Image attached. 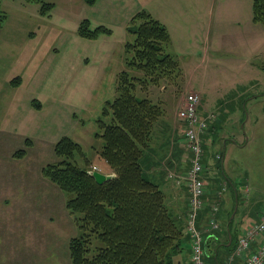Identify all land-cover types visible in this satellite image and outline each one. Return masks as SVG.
Returning a JSON list of instances; mask_svg holds the SVG:
<instances>
[{
  "label": "rangeland",
  "instance_id": "374dc122",
  "mask_svg": "<svg viewBox=\"0 0 264 264\" xmlns=\"http://www.w3.org/2000/svg\"><path fill=\"white\" fill-rule=\"evenodd\" d=\"M43 1L53 4L46 15L37 2L1 4L6 20L0 26V264H69L67 242L79 229L74 214L57 209L66 193L42 167L60 160L54 144L63 135L81 145L82 152L70 159L77 166L90 172L105 164L98 156L103 141L94 135L96 120L117 95L121 71L143 74L127 66L130 53L124 49L134 37L129 20L141 9L166 25L165 52L178 61L158 85L135 89L163 111L142 165L160 167L174 133L170 169L179 177L190 168L177 111L186 94L196 93L200 112L218 117L202 135L204 178L209 185L218 177L234 180L236 210L251 224L258 222L264 210V21H253L251 0ZM84 18L90 28L103 25L108 33L79 35ZM16 76L20 82L12 85ZM19 149L24 153L15 156ZM143 174L150 178L144 169ZM11 186L17 197L22 194L16 203L5 200ZM232 195L223 190L217 212L219 202L225 211L229 196L234 205Z\"/></svg>",
  "mask_w": 264,
  "mask_h": 264
},
{
  "label": "trees",
  "instance_id": "16d2710c",
  "mask_svg": "<svg viewBox=\"0 0 264 264\" xmlns=\"http://www.w3.org/2000/svg\"><path fill=\"white\" fill-rule=\"evenodd\" d=\"M26 1L40 3L39 12L45 15L53 6L43 0ZM84 1L92 3L94 0ZM1 4L2 0L0 26L6 20ZM251 9L253 21L263 22L264 0H252ZM77 28L78 34L84 37H94L109 30L103 25L90 28L87 18L82 19ZM127 30L134 37L124 45L125 52L130 53L126 64L143 74L129 75L127 70L118 74L117 95L102 107L96 120L98 130L94 134L103 141L98 150L99 159L114 175L98 183L88 172V166H77L70 159L75 153L82 152L81 145L66 135L54 144V153L60 160L42 167L44 176L66 193L65 208L74 214L79 229L67 243L69 264H173V258L182 246L184 228L167 208L160 186L143 174L141 163L154 124L163 111L149 97L135 94L137 87L146 90L151 84L158 85L161 78L177 70L178 61L165 52L170 41L168 29L147 10L137 11L130 18ZM19 82V76L10 80L12 85ZM181 125L184 127L183 122ZM23 153L24 150L19 149L14 155ZM223 185V190L228 187L232 196L234 193L238 196L234 180ZM232 210L233 205H230L222 223L226 225L224 239L218 240L219 227L209 234L206 246L214 240V247L228 249L236 240L234 220H229ZM227 231L231 234L229 245H226ZM206 253L208 260L207 248Z\"/></svg>",
  "mask_w": 264,
  "mask_h": 264
},
{
  "label": "built area",
  "instance_id": "2783aa9c",
  "mask_svg": "<svg viewBox=\"0 0 264 264\" xmlns=\"http://www.w3.org/2000/svg\"><path fill=\"white\" fill-rule=\"evenodd\" d=\"M200 98L198 94L189 92L183 99L182 106L177 111L178 118L183 122L182 137L184 145L189 151L188 160L190 168L179 177L170 172L169 176L174 177L177 183L179 178L184 180L188 190L186 213H185V233L190 241V260L192 264H208L206 259L205 240L212 231L218 230L219 225L214 220L215 212L218 210L217 198L222 194L221 190H216L215 200L206 202L204 196L207 191V181L204 178L206 164L203 161L204 151L202 145L205 142L202 135L209 133L210 123L217 119L214 112L203 114L199 110ZM208 205V212L205 215V225L197 227V216L199 212ZM258 242L254 250L250 249L253 242ZM243 257L244 264H264V210L260 220L248 224L243 234L236 240L234 251L227 257L224 264H234V257Z\"/></svg>",
  "mask_w": 264,
  "mask_h": 264
},
{
  "label": "crops",
  "instance_id": "0c3cea01",
  "mask_svg": "<svg viewBox=\"0 0 264 264\" xmlns=\"http://www.w3.org/2000/svg\"><path fill=\"white\" fill-rule=\"evenodd\" d=\"M245 2H246V0H245ZM251 4H252V0H251ZM182 129H183V127L181 125V130ZM173 136H174V133H173ZM173 136L171 138L172 142L170 143L171 144V150H173L172 145L175 144ZM171 150H169L168 158L174 157L176 155V153H174L173 151L171 152ZM168 158L161 161L160 167H153L152 166L153 163H151V164H149V165H151L150 168H147L146 165H144V166L142 165V168L150 176V178H148V179L156 182L158 185L160 184L159 186H160V188L162 186L161 189L163 190V192L165 190L164 194H166V192L168 193V198L165 197V204L167 205V208L171 211V213H173L177 217V219L180 222L181 227L184 228L181 250H180V252H178L174 256L173 264H192V262L190 260V241H189L188 235L185 233V213H186V209H187L186 208V202H187L188 190H187V187L184 185V183L182 186L181 183L176 182L174 177L169 176V173L172 171L170 169V164H169ZM104 165H106V164H104ZM104 165L100 164L101 167H100V170H98V171H100L101 173L111 177L113 175V172L107 166H104ZM4 173H6V172H4ZM154 174H156L157 180L153 179ZM1 178H2V176H0V189H1ZM220 178L219 177L215 178L214 179L215 183L213 185H209V182H207V191H206V202L207 203H210L211 202L210 200H212L215 197L214 192L216 191V189L221 188L224 183L229 181V179L227 181L225 179H222V177H220ZM236 186L238 187V193H239V186L238 185H236ZM211 187H212V189H211ZM226 190H229L228 187H226L225 191ZM6 193L8 194V196L5 198V200L8 201L9 199H11V201H13L14 203H16L20 199V196L22 195L21 194L19 197H17V195H15L16 194L15 189L12 186L10 187V189ZM237 197H238L237 193H234V196H233L234 205H233L232 213H230V215H229V220L231 218H233V220H234L233 225L236 226L235 233L237 234V238H238L239 236H241L243 234V232L247 228L248 224H250L251 218L247 217L248 216L247 214L244 215V213H239L238 210H237L238 213H235L237 207L234 211V206H235V199H236V202H238ZM62 201H63V203L61 205H57L56 207L61 212L63 211V213H65V210H66L65 200H62ZM230 201H231V198L229 196L228 205H226L224 212L221 211V205L219 202V211L217 212V213H219L218 214V217H219V224L218 225L221 229V231L219 232V237H218L219 241H222L225 237V234H226V233L224 234V227L226 225H224L222 223L224 221V218L226 217V214L228 213V207L230 208ZM59 203H61V202H59ZM207 212H208V205L207 206L205 205V207L199 212V214L197 216V227L198 228H202V226L205 225V215ZM228 233L229 232L227 231V238H228ZM237 238H236V240H237ZM236 240H234V242L232 243V245L228 249L226 247H223V246H219V247L215 246L214 247L215 241L210 240L209 245L208 246L205 245V247L207 248V252H208V264H224L227 257L234 251V248L236 246ZM258 242H259L258 240H257V242H253L250 246V249L254 250L257 247ZM230 243H231V239L229 241V238H228L226 245H229ZM244 259H245L244 256L240 257V258L235 256L233 261H234V264H244Z\"/></svg>",
  "mask_w": 264,
  "mask_h": 264
},
{
  "label": "water",
  "instance_id": "95a60500",
  "mask_svg": "<svg viewBox=\"0 0 264 264\" xmlns=\"http://www.w3.org/2000/svg\"><path fill=\"white\" fill-rule=\"evenodd\" d=\"M90 173L94 176L95 180L98 182V183H101L107 179L110 178V176H107L99 171H90ZM237 207V202H236V199H235V206H234V211ZM228 238H229V241L231 239V235L228 233Z\"/></svg>",
  "mask_w": 264,
  "mask_h": 264
},
{
  "label": "bare ground",
  "instance_id": "6f19581e",
  "mask_svg": "<svg viewBox=\"0 0 264 264\" xmlns=\"http://www.w3.org/2000/svg\"><path fill=\"white\" fill-rule=\"evenodd\" d=\"M219 116V115H218ZM179 246V245H178ZM240 258V257H239Z\"/></svg>",
  "mask_w": 264,
  "mask_h": 264
}]
</instances>
